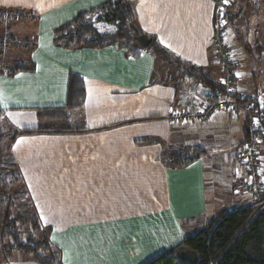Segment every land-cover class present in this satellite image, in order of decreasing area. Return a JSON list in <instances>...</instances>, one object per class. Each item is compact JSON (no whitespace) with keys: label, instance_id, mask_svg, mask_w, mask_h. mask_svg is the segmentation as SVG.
<instances>
[{"label":"crops","instance_id":"obj_1","mask_svg":"<svg viewBox=\"0 0 264 264\" xmlns=\"http://www.w3.org/2000/svg\"><path fill=\"white\" fill-rule=\"evenodd\" d=\"M106 1L0 0V10L34 17L31 46L20 58L0 59L8 65L0 71L1 123L21 133L9 152L0 153V184L14 185L9 205L17 208L26 206L23 198L17 203L23 185L42 223L52 227L63 264H146L169 251L196 258L184 240L221 211L253 201L230 187L246 117L225 110L206 125H173L169 113L192 105L207 89L186 68L149 49L55 45L57 28ZM215 2L134 0L144 33L220 83L212 48ZM243 5L260 6L233 0L227 9L228 45L238 54L239 69L246 58L240 46ZM20 60L29 69L9 73ZM73 75L83 80L85 98L70 110L71 130L38 131L44 122L37 108L66 106ZM240 86L237 80L238 94L260 103ZM194 145L205 154L185 167L168 165L170 152Z\"/></svg>","mask_w":264,"mask_h":264},{"label":"trees","instance_id":"obj_2","mask_svg":"<svg viewBox=\"0 0 264 264\" xmlns=\"http://www.w3.org/2000/svg\"><path fill=\"white\" fill-rule=\"evenodd\" d=\"M93 13H100L99 20L115 24L116 31L100 33L91 22L89 15ZM136 27L139 25L134 0H108L91 10L79 13L71 21L57 28L54 43L64 49L101 48L110 44L127 47L135 52L139 49H149L159 58L186 68L190 75L195 76L205 87L212 90L222 88V85L206 75L203 69L181 60L153 37L149 36L152 39L149 47L137 46L132 39ZM28 63L23 60L16 61L9 73L28 70ZM234 97L241 102L254 103L257 107H262L256 97H243L237 92ZM84 98L83 80L73 75L69 82V99L66 106L37 108L38 119L44 122L37 130L53 133L71 130L67 127L70 110L79 108ZM3 117L4 110L0 105V153L9 152L21 134L8 132L1 123ZM245 129L247 140L249 138L247 123ZM258 136L264 143V130L258 132ZM184 149L185 154L174 151L168 154L169 166L185 167L205 154L204 149L197 145ZM18 220L20 219L16 217L11 218V212H7L0 232V246L11 253L14 251L24 253L39 264H63L61 251L51 239V226L43 224L41 219L35 216L30 220H23L21 224H29L21 229L17 224ZM6 238L8 242H5ZM184 244L196 253V258L177 256L173 251H169L159 254L146 264H264V193L257 201L236 209H225L213 216L205 227L189 235Z\"/></svg>","mask_w":264,"mask_h":264},{"label":"built area","instance_id":"obj_3","mask_svg":"<svg viewBox=\"0 0 264 264\" xmlns=\"http://www.w3.org/2000/svg\"><path fill=\"white\" fill-rule=\"evenodd\" d=\"M233 0L227 4L216 0L213 15L214 30L212 48L222 73L221 89L207 88L205 93L197 98L192 105L173 109L168 115V121L173 124L206 125L212 122L221 112L230 110L234 117L243 113L249 130V138L241 143L233 159L231 174V189L236 193H245L253 201H257L264 193V143L258 132L264 130V107L254 103L241 102L234 97V84L241 72L236 68L237 52L228 45L226 26L228 24L227 9ZM177 153L185 154L184 148Z\"/></svg>","mask_w":264,"mask_h":264},{"label":"rangeland","instance_id":"obj_4","mask_svg":"<svg viewBox=\"0 0 264 264\" xmlns=\"http://www.w3.org/2000/svg\"><path fill=\"white\" fill-rule=\"evenodd\" d=\"M260 5L257 9H247L243 5V15L240 17L241 26L243 25V33L240 46L246 53L245 61H241L242 68H237L241 75L238 79L240 89L258 97L261 106L264 107V0H256ZM251 10V11H250ZM0 11V59L20 58L22 53L25 52L23 47L31 46L34 39V17L29 13L19 11ZM100 13H93L90 16L91 22L100 33H113L117 27L115 24L109 23L105 20H99ZM22 47H17V45ZM25 44V45H24ZM23 49V50H22ZM240 63V61H238ZM9 64V63H8ZM237 65V64H236ZM8 65H5L0 60V71L4 72ZM2 68V70H1ZM10 69V68H9ZM9 69H7L9 71ZM245 116L241 113L240 117ZM181 149V148H178ZM177 150V148H176ZM176 150H173L176 152ZM11 174L8 178L9 182L12 180ZM5 179V178H3ZM6 180H3L5 182ZM7 186V187H6ZM5 187L0 184V232L2 231L3 223L5 222L7 212H11V218H18L17 224L25 228L28 224H21L32 217L38 216L40 213L37 208H34L30 202V198L23 185L19 184V202L23 198L26 206L19 208L9 205L14 198L13 190L14 185H6ZM14 187V188H13ZM5 191V192H4ZM9 200V201H8ZM16 200V199H15ZM16 204V203H15ZM23 215V217H21ZM44 224V223H43ZM46 225V224H45ZM8 242V239H5ZM0 264H39L32 259V257L25 255L19 251L8 252L3 246H0Z\"/></svg>","mask_w":264,"mask_h":264},{"label":"water","instance_id":"obj_5","mask_svg":"<svg viewBox=\"0 0 264 264\" xmlns=\"http://www.w3.org/2000/svg\"><path fill=\"white\" fill-rule=\"evenodd\" d=\"M136 32L132 34V39L136 45L141 48H147L151 44L152 39L142 31L140 27H136Z\"/></svg>","mask_w":264,"mask_h":264},{"label":"snow or ice","instance_id":"obj_6","mask_svg":"<svg viewBox=\"0 0 264 264\" xmlns=\"http://www.w3.org/2000/svg\"><path fill=\"white\" fill-rule=\"evenodd\" d=\"M229 2V0H223V3L227 4Z\"/></svg>","mask_w":264,"mask_h":264}]
</instances>
